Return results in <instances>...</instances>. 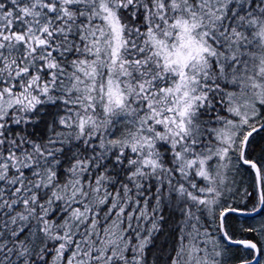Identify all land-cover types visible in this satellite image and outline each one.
Here are the masks:
<instances>
[{"label":"snow or ice","instance_id":"snow-or-ice-1","mask_svg":"<svg viewBox=\"0 0 264 264\" xmlns=\"http://www.w3.org/2000/svg\"><path fill=\"white\" fill-rule=\"evenodd\" d=\"M0 264H264V0H0Z\"/></svg>","mask_w":264,"mask_h":264}]
</instances>
